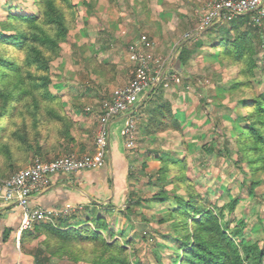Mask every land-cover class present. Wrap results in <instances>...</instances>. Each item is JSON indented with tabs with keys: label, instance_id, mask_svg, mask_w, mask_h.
I'll return each instance as SVG.
<instances>
[{
	"label": "rangeland",
	"instance_id": "obj_1",
	"mask_svg": "<svg viewBox=\"0 0 264 264\" xmlns=\"http://www.w3.org/2000/svg\"><path fill=\"white\" fill-rule=\"evenodd\" d=\"M74 1L79 10L77 29L70 32L68 40L62 44L61 56L52 62L50 90L79 127L94 135L102 101L134 77L136 63L130 46L145 35L154 42V55L170 60L182 42L200 34L196 30L200 28L202 12L210 0ZM35 12L34 0H0V21L10 13ZM260 27L264 31V20ZM215 36L212 34L209 38ZM255 40L261 42L259 37ZM196 42L192 40L189 46L194 48ZM258 50L256 93L264 88V46L260 45ZM216 54L213 43L199 48L181 75L168 74L155 88L153 99L148 97L144 101L142 116L137 117L135 146L127 147L132 160L130 191L133 192L127 203L73 211L70 214L75 216L66 224L57 219L47 222L58 229L89 225L100 232L108 244L118 241L127 247L132 259L145 264H171L176 258L177 234L172 220L168 219V211L178 205L173 197L165 201L154 197L162 190L172 196L177 193L186 197L187 193L172 182L164 186L157 180L161 167L158 156L170 155L186 159L187 175L204 203L216 212L225 206V220L247 222L245 236L264 247V172L255 175L250 172L247 163L241 160L237 144L241 126L245 124L242 100L249 98L250 93L232 87L237 68ZM90 57L114 63L117 66L114 79L108 82L104 76L93 74L92 61L87 59ZM164 101L176 112L181 131L168 129L148 134L145 127L154 104ZM205 146L212 151H206ZM144 163L148 166L144 167ZM20 168L11 169L2 163L1 174L7 177ZM254 181L256 186L251 189ZM234 201L235 210L231 212L229 204ZM97 215L106 219L107 229L94 223ZM79 221L80 225H76ZM52 236L48 239L50 242H54ZM30 246L46 247L39 238L32 240ZM82 249L78 245L69 246L65 252L80 256L85 253Z\"/></svg>",
	"mask_w": 264,
	"mask_h": 264
},
{
	"label": "trees",
	"instance_id": "obj_2",
	"mask_svg": "<svg viewBox=\"0 0 264 264\" xmlns=\"http://www.w3.org/2000/svg\"><path fill=\"white\" fill-rule=\"evenodd\" d=\"M34 5L37 13H10L0 21V177H6L1 174L2 163L16 169L37 156L50 160L82 153L86 146L84 130L50 90L52 62L61 56L62 44L68 40L70 32L77 29L78 4L74 0H34ZM253 16L254 13L250 12L223 20L198 35L215 31L222 34L211 40L216 55L237 68L232 87L250 93L249 98L242 100L246 111L242 116L245 124L241 126L237 144L241 160L255 175L264 172V88L256 93L255 58L259 46H264V31ZM198 35L178 47L177 59L183 67L205 42L198 40L191 48L189 42ZM257 37L260 43L255 40ZM87 59L92 61V73L96 76H104L108 82L116 76L114 63L101 62L94 57ZM135 72L136 68L134 75ZM154 94L155 89L149 95L151 100ZM143 105L144 102L139 108ZM4 121L5 126L2 125ZM145 128L148 134L168 129L181 131L168 101L154 104ZM205 149L212 151L209 146ZM158 157L161 167L157 180L164 186L172 182L187 193L186 197L177 193L172 196L169 191L162 190L154 197L158 201L173 197L178 205L168 211V219L172 220L177 234L176 258L171 264H264V247L245 236L247 222L225 220V206L216 212L204 203L187 175L186 159L170 155ZM256 183L252 182L251 189ZM127 195L126 203L133 192L128 190ZM113 206L114 203L110 202L100 207ZM234 210L235 201L229 204V211ZM74 216L68 214L57 220L66 224ZM93 221L102 229L109 226L101 215ZM76 225H80V221ZM50 236L54 242L48 240ZM38 238L46 247L36 246L30 251L32 264H145L137 258L132 259L127 247L118 241L108 244L102 234L89 225L58 229L50 222H37L22 232L21 243L25 245ZM75 245L83 248L85 253L75 256V252H65V248Z\"/></svg>",
	"mask_w": 264,
	"mask_h": 264
},
{
	"label": "built area",
	"instance_id": "obj_3",
	"mask_svg": "<svg viewBox=\"0 0 264 264\" xmlns=\"http://www.w3.org/2000/svg\"><path fill=\"white\" fill-rule=\"evenodd\" d=\"M250 12L254 13L253 20L261 25L264 20V0H210L202 12L198 33L223 20H232ZM130 52L137 66L135 75L129 83L117 88L110 97L103 100L92 152L83 155L73 153L50 160L37 156L12 175L0 177V201L23 209L21 230L31 229L37 222L53 221L75 211L73 208H32L30 200L33 195L46 189L51 175L74 174L104 166L113 120L127 115L128 121L123 130L125 145L135 146L140 96L146 90H154L168 76L170 60L156 57L154 42L145 35L130 46Z\"/></svg>",
	"mask_w": 264,
	"mask_h": 264
},
{
	"label": "crops",
	"instance_id": "obj_4",
	"mask_svg": "<svg viewBox=\"0 0 264 264\" xmlns=\"http://www.w3.org/2000/svg\"><path fill=\"white\" fill-rule=\"evenodd\" d=\"M212 34L216 35L214 39L219 35L222 36L221 33L216 31L209 35H201L202 37H208V41L205 40L200 49L212 43V39L209 38ZM202 37L199 36L194 40H204L205 37ZM189 44L191 43L189 42ZM196 53L197 51L194 54ZM177 54L178 50L170 58L168 74L171 76L181 75L186 69V65L184 67L180 65ZM152 91L146 90L140 96V98L142 97L140 105L149 97ZM143 110V108L137 110L138 119L142 116ZM127 121V115L113 120L110 146L104 166L74 174L58 173L51 175L46 189L32 196L30 206L42 209L73 208L75 211H82L87 208L100 207L110 202H113L116 206L126 202L132 175V160L123 137V130ZM94 131V135L91 131L88 134L84 131L86 146L84 152L79 154L83 155L93 151L97 127ZM27 163L29 164L31 161ZM27 163L21 164V168L26 166ZM23 215L22 207L0 201V264L33 263L32 254L30 253L33 246H30V242H26L25 245L21 243L22 232L24 231L21 230ZM18 240H20L19 243Z\"/></svg>",
	"mask_w": 264,
	"mask_h": 264
}]
</instances>
